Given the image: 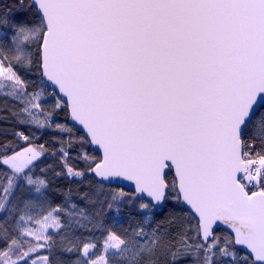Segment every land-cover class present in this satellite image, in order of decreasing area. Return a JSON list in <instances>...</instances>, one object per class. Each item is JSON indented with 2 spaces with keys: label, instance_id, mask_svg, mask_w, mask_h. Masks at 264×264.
<instances>
[{
  "label": "snow or ice",
  "instance_id": "snow-or-ice-1",
  "mask_svg": "<svg viewBox=\"0 0 264 264\" xmlns=\"http://www.w3.org/2000/svg\"><path fill=\"white\" fill-rule=\"evenodd\" d=\"M0 113V264H264V0H0Z\"/></svg>",
  "mask_w": 264,
  "mask_h": 264
},
{
  "label": "trees",
  "instance_id": "trees-1",
  "mask_svg": "<svg viewBox=\"0 0 264 264\" xmlns=\"http://www.w3.org/2000/svg\"><path fill=\"white\" fill-rule=\"evenodd\" d=\"M0 115H2V113H0ZM5 128H7L9 130V133H10L12 128H13V125L0 123V129H5ZM8 138L11 139V136L9 135ZM2 139H4V137L2 135H0V140H2ZM93 154L98 155L96 152H93ZM48 163H52V161H48ZM67 183L68 182L64 179H60V180L55 181V184L59 185L60 187H64L65 185H67ZM73 187H75V185H73ZM124 191H126V190H124ZM126 192H128V191H126ZM126 216H127L126 212L124 214H122L123 219H126Z\"/></svg>",
  "mask_w": 264,
  "mask_h": 264
},
{
  "label": "water",
  "instance_id": "water-1",
  "mask_svg": "<svg viewBox=\"0 0 264 264\" xmlns=\"http://www.w3.org/2000/svg\"><path fill=\"white\" fill-rule=\"evenodd\" d=\"M96 153L99 155L98 152ZM116 186L119 188H123V190H126L128 192L132 191L134 188V185L132 184V182L123 181V180H121Z\"/></svg>",
  "mask_w": 264,
  "mask_h": 264
}]
</instances>
